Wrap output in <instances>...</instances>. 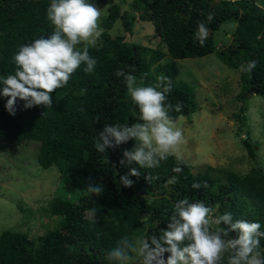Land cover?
Wrapping results in <instances>:
<instances>
[{
    "label": "trees",
    "instance_id": "trees-1",
    "mask_svg": "<svg viewBox=\"0 0 264 264\" xmlns=\"http://www.w3.org/2000/svg\"><path fill=\"white\" fill-rule=\"evenodd\" d=\"M93 1L106 9V15L100 18L104 32L97 45L89 49L98 61L95 72L85 73L82 65L66 87L51 94L52 108L34 106L25 110L23 101H18L12 116L5 109L7 98L0 96L2 139L12 148L37 143L38 165L44 170L54 166L63 189L73 193L71 197H54L49 203L47 214L54 228L43 235L30 238L25 233L3 231L0 264H110L107 254L122 236L159 235L175 203L185 198L213 207L219 205L217 214L230 212L234 219L264 226V171L259 167L246 174L210 166L194 173L187 161L173 155L154 169L131 165L140 175L131 176L133 185L126 188L120 177L130 167L121 165L120 160L134 141L109 148L106 153L97 152L94 146L104 124H131L140 116L117 71L134 69L131 74L138 78L147 74L146 85L155 83L161 73L173 80L174 69L166 64L168 58L183 60L216 53L233 70L255 60L252 72H239L241 95L262 98L264 107L263 9L255 0ZM50 3L51 0H0V76L14 73L13 57L22 45L53 32L54 26L46 15ZM209 14L213 16L210 22ZM202 21L210 34L222 25H235L227 39L229 44L218 47L209 35L201 46L194 34ZM113 28V32L122 33L110 34ZM82 90L86 91L82 94ZM168 101L183 104L182 112L171 113L176 121L198 109L194 92L183 81H173ZM244 111L232 114L239 129L237 138L248 156L255 158L257 143L247 129L245 136H240L245 127ZM176 167L182 171L174 172ZM148 174L156 178L148 181ZM173 178L174 183L170 182ZM89 182L102 184L103 193L89 194L85 190ZM193 183L202 187L194 189ZM91 208L96 209L95 221L86 218Z\"/></svg>",
    "mask_w": 264,
    "mask_h": 264
},
{
    "label": "clouds",
    "instance_id": "clouds-1",
    "mask_svg": "<svg viewBox=\"0 0 264 264\" xmlns=\"http://www.w3.org/2000/svg\"><path fill=\"white\" fill-rule=\"evenodd\" d=\"M46 15L54 26L53 32L22 45L13 57L14 73L0 76V96L7 98L5 109L12 116L17 112L18 101H23L25 110L34 106L52 108L51 94L66 87L82 65L87 74L96 70L98 61L90 55L89 49L97 45L104 32L100 26L102 10L91 0H51ZM212 19L209 14L207 20ZM209 35L207 24L200 22L194 38L203 46ZM216 35L223 37L219 31ZM256 65L257 62L251 60L242 63L237 71L250 73ZM131 72L134 69L118 70L116 75L123 77L127 92L139 109V119L131 124H104L96 135L97 152L106 153L109 148L134 141L131 149L123 151L121 165L154 169L169 156L181 159L180 145L186 141L171 113L182 112L183 104L178 101L173 105L168 101L173 81L161 73L155 83L146 85L144 76L147 74L138 78ZM173 171L180 173L182 169L176 167ZM139 175L137 168L130 167V171L120 177V183L131 187L130 177ZM155 178L150 174L146 177L148 181ZM170 182L174 183L175 178ZM192 187L199 189L202 185L193 183ZM203 187L206 188L207 183ZM85 190L99 196L103 185L89 182ZM218 208L219 205L213 207L203 201L179 200L159 235H124L106 258L110 264H264V247L261 246L264 226L260 222L234 219L230 212L217 214ZM95 216V208L86 213V218L93 221Z\"/></svg>",
    "mask_w": 264,
    "mask_h": 264
},
{
    "label": "rangeland",
    "instance_id": "rangeland-1",
    "mask_svg": "<svg viewBox=\"0 0 264 264\" xmlns=\"http://www.w3.org/2000/svg\"><path fill=\"white\" fill-rule=\"evenodd\" d=\"M255 1L264 11V0ZM92 3L102 10L101 17L106 15L103 4ZM110 3L118 4L119 0H109ZM231 26H221L222 38L217 37L218 31L210 34L218 47L229 44L227 39L234 30ZM113 30L110 34L122 33ZM166 64L173 66L172 81H183L194 92L198 108L189 117L176 121L186 141L180 145L181 159L193 167L194 173L209 166L241 174L257 167L264 171L263 99L241 95L240 73L226 67L216 53L183 60L168 58ZM240 110H245V127L240 136L247 129L251 140L257 143L255 158L248 156L237 138L239 129L232 114ZM28 144L12 148L0 134V234L8 230L35 238L54 228L49 224L53 219L47 214L53 198L71 197L73 193L63 189L54 166L44 170L38 165L37 143Z\"/></svg>",
    "mask_w": 264,
    "mask_h": 264
}]
</instances>
